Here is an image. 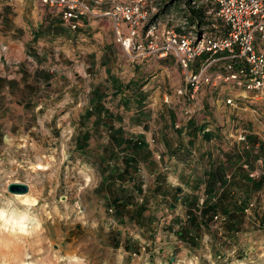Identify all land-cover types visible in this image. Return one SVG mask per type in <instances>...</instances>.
<instances>
[{"label": "rangeland", "instance_id": "1", "mask_svg": "<svg viewBox=\"0 0 264 264\" xmlns=\"http://www.w3.org/2000/svg\"><path fill=\"white\" fill-rule=\"evenodd\" d=\"M186 1L150 0L148 7L151 21H158L160 27L174 29H178L182 23L186 29H192V26L200 31L216 32L219 29L213 14H208L211 6L200 0H193L194 3L189 0L190 5L202 6L205 15L201 17L202 21L190 23L188 19L191 12ZM6 2L9 3L5 4ZM23 4L26 5L24 0L0 1V15L3 7L8 8L4 11L5 14L0 16V42H11L15 40L13 37L21 41H24L23 38L26 41L28 38V41L70 38L71 33L54 35L49 34L47 28L45 30L50 10L33 13L30 8L28 12H19ZM104 19L100 17L85 22L80 32L74 33L79 42H73L69 53L60 52L56 43L51 45V54L46 55L42 51L37 54L38 58H32L30 55V60L26 58L0 63V88L3 90L9 86L5 92L12 97L10 100H4L5 102L13 104L14 97L24 102L23 99L30 95L34 96V100L42 97L41 101H37L46 106V110L42 111L40 108L36 111L38 117H44L45 120L40 127L41 132L32 129L27 133L30 140L13 136L17 126L5 134L6 123L19 122L26 130L25 125H31L32 118L35 122L38 121V117L32 115L33 113L30 118L24 117L23 114L17 115L19 111L13 107L16 113L7 112L0 116V210L4 212L2 214L0 211V264H169L172 257L174 259L170 264H264V188L251 194L249 203L253 202L254 206L249 208L248 203L244 212L236 215L235 222L233 221L235 224L231 229L225 228L229 219L228 214L222 212L221 206V202L228 205L227 208L231 204L238 205L239 200L244 197L243 192L239 190L240 183L245 180L241 177L246 174L249 176L251 171L240 174L237 178L239 180L233 179L229 173L208 171L205 184L209 182L213 187L211 191L204 189V192L195 189L203 182L202 179L197 181V178H189L190 185H196L194 189L189 188L196 192L197 199L192 205H188L187 212L175 214L162 209L161 213H157L159 221L154 224L157 229L153 238L145 232L134 231L135 227L128 225V231L132 233L131 238L135 236L132 241L129 240V252L121 249L118 253L117 250L104 248L112 247L116 238L111 240V225L101 227V222L97 223L102 219L98 214H94L92 206L98 200L102 201L97 202L98 205H105L109 202L105 195L108 194L112 200V196L118 198L121 191L116 180H112L113 174L108 177L111 183H102L108 161H116L115 157L99 154V158H104L97 160L92 151L96 145L101 144L115 148L123 142V136L119 132L113 135L104 133L92 138L87 135L88 140L83 139L91 148L83 150L82 146L78 147V141L72 136L76 131H83L84 123L88 128L90 121L98 118L101 113L112 117L115 114L124 117V127H129L134 124L130 120L132 115L139 113L135 126L145 131L148 139L154 138L150 145L160 153L168 146V142L180 140L178 130L181 131L182 126L175 128V122L182 125V122L187 123L188 120L194 119L197 123L196 129L198 127L195 142H201V148H204L207 154H211L210 150L213 149L218 154L221 153L222 157L228 154V144L236 137V129H239V132L251 130L253 127L257 129V124L264 126V120L257 114L251 119L254 116L250 117L246 111L233 109L224 103L236 90L225 83L214 88L202 86L196 93L192 116H183L182 110L191 106V103L187 96L177 93L178 90L184 89V79L175 59L171 56L162 59L150 55L148 58H135L131 61L115 42L111 25L102 22ZM6 29H9L8 34ZM11 29L17 34L9 32ZM256 42L261 44L259 39ZM51 67L55 68L52 71L56 75V90L50 79ZM35 72L45 80L40 93L29 88L26 91L24 84L14 85L15 91L9 90L14 87L9 85V82L15 80L22 83V80L30 78ZM64 74L73 82L69 89H64ZM59 80L62 84H59ZM50 94L54 103L47 107L51 101L46 100V97L48 99ZM82 101H85L84 107L76 106L77 102ZM237 101L240 107L247 106L255 110L264 104L240 97ZM218 107L222 110H216ZM176 114L179 119L175 121ZM81 116H85L86 121L80 122L78 117ZM49 117L51 119L46 121ZM53 118L57 119L53 121ZM28 119V122L23 123ZM70 119L75 123L73 129ZM205 126L209 129V139L205 138L201 131ZM69 132L73 134L71 137ZM253 135L257 137V134ZM238 142L240 145L241 142ZM245 146L242 148L246 151ZM184 154L182 157H186L187 153ZM203 168L207 167L203 164ZM259 175L249 177L254 179ZM11 182H23L29 186L28 192L25 193L27 201L8 192L7 184ZM233 187L240 192L234 194ZM128 189L132 190L130 187ZM113 190L114 193L110 194ZM225 191L228 200L226 197L219 199L218 196ZM34 199L36 203L32 204L31 200ZM172 201H175L174 198ZM204 204H216L218 210H215L209 223L195 230L189 225V214L199 216V210ZM104 212L112 215V212L102 208L101 216L107 217ZM9 214L17 216L16 218L25 216L27 233L12 232L10 227L4 224V217ZM216 214L220 215L221 221L213 219ZM119 215L122 216L121 213ZM180 230L189 231L192 239H182L178 234ZM116 235L118 242L126 237L121 233V228ZM143 240L144 243H149L145 250H137V245L132 248L133 244ZM151 240L156 242L153 247ZM157 247L162 251H154L148 256L149 251ZM132 253L136 255L133 256Z\"/></svg>", "mask_w": 264, "mask_h": 264}, {"label": "crops", "instance_id": "2", "mask_svg": "<svg viewBox=\"0 0 264 264\" xmlns=\"http://www.w3.org/2000/svg\"><path fill=\"white\" fill-rule=\"evenodd\" d=\"M15 1L19 2V0ZM24 2L26 5L23 4L22 9H19V12H28L30 8L33 13H35L36 11H41V13H43L44 11L49 12L48 8H44L41 5L40 0H24ZM8 3L9 2H6L5 4ZM7 9V7H3V10H1V17L5 14L4 11ZM49 13L50 14L47 15L48 20H46V25L44 26L45 30L47 28L49 30V34L51 33L54 35L71 33L70 38L56 39V41L52 39L28 41L29 38L26 41L23 38L24 41H21L12 36L15 40L11 42H0V63L4 61H21L26 58L29 60L32 58H38L39 56L37 54H41L42 51H44V54L47 55L50 53L49 50H52L50 49L52 47L51 45H54L56 43L58 44L56 46L57 49L61 50L60 52L69 53L72 48L70 46H72L73 42H79V38L75 37L74 33H79L82 26L77 30L72 31L64 23H62L61 19L57 15H54L51 12ZM89 21L90 20H88L87 22ZM102 22H104V24L106 23L110 25L109 21L106 19L102 20ZM13 29H11V31L9 32L17 34V32ZM8 30L9 29H6L5 31L7 34ZM38 45H41V47H38ZM43 45L45 47H50L44 48ZM53 54L55 55L56 53L54 52ZM30 55L32 56V58ZM54 69V67H51L49 69L51 73L49 74L50 79L53 83V88L56 90V75L55 73H53L54 71H52ZM44 81L45 80L43 79V77H41L38 72H35L33 75H31L30 78L22 80V83L20 81L17 82L15 80H12L8 84L13 86H23L24 84L26 91L27 88H29L35 89L38 93H40V88L42 87V84H44ZM58 82L59 84H62L60 80ZM63 82L64 89H69L73 85V82H71V79L67 78L66 74H64L63 76ZM6 88H9V86H6L5 89ZM5 89L2 90V88H0V116L4 113L7 114V112L16 113L13 111L12 107L19 111V113H16L17 115L23 114L24 117L28 118H30L29 116L32 113V115L38 117L36 111L40 108L42 111L46 110V106H42V102L39 103L42 97L38 98L37 100L39 101H37L34 100V96L27 95V97L23 99L24 102L15 97L13 104L5 102L4 100H10L12 98L11 96L6 94ZM9 90L15 91V86L11 87V89ZM54 95L56 96L57 93H55ZM48 97V99L46 97V100H49L51 102L47 104V107L49 104L54 103L52 102V94H50ZM84 104L85 101L77 102L76 106L79 107L81 105V107H84ZM217 109L222 110V108L219 107L216 108V110ZM245 109L246 110H241L246 111V113L250 115V117L254 116L251 119L255 118V114H257L264 120V105L256 110L255 108L248 107H246ZM79 110L82 114V108H80ZM113 115L114 117L106 116L105 114L101 113L98 118L92 119V121H90V125L88 126V128H86V125L84 123L83 131L81 133L76 131L73 135L69 132L70 137L71 135H73L72 138L78 141V147L82 146L83 150L91 148L90 145H87V143L84 142L86 141L84 139L87 138V135L92 138L98 137L100 136V134L104 133L113 135L116 132H119V134L123 136V139H121L123 142L115 148H111L107 144H101L100 146L96 145L94 147V151H92L94 152L93 154L97 156V160L104 158V156L112 158L115 157L116 161H108L109 165H107L104 170V180L102 183H104V185H108V183H111L108 177L113 174L114 177L112 180H116V183L119 186V190L121 191L118 198H115L116 196L114 197L113 195L112 200L110 199L108 194L105 195L107 200H109V202H106L105 205H98V203H102L101 200H98L96 201V204L92 206V208L94 209V214H98L102 219V221L98 220L97 223L100 224L101 222V227H104L105 225H111V231L109 233L111 240L115 238L118 239L116 233L117 231H120V228L121 233L126 236L125 239L120 240V242L115 239L113 241L112 247L106 246L104 247L105 249L117 250L118 253H120L121 249L124 250V252H129V240L132 241L135 236L131 238L132 233L128 231V225L135 227V229H133L134 231L138 230L141 232H145L146 235H150L153 238L154 235H156L155 230L157 229V226H155L154 224H157V222L159 221L157 220V213H161L162 209L163 211H169V213L174 212L175 214L178 212H180L181 214L187 212L188 205H192L193 201L197 199V197H195L196 192H193L189 188L191 187L194 189L196 185L194 184L191 186V181L189 180V178H193V180L197 178L198 181L202 179L203 182H200L199 186H196L195 189H198L200 192H204L206 185L205 179L207 178L208 171L210 173H214L217 171H219L221 174L229 173V175H231L233 179H237L240 174H246L248 173V171H251L253 173L255 172L257 174H262L264 172V126H261L256 122L255 123L257 124V129L253 127V129L251 130H244L247 135V140L243 143L241 142L240 145L242 146L239 145L238 141H235L234 137L233 140L228 144V154L226 155V157H222L221 153L218 154V152L213 149L210 150L211 154H207L204 148H201V142H195V136L198 135V131L192 132V130H190V124H187L186 122L183 123L181 120H179L182 122V127L180 129L181 131L178 130V134L181 136L180 140L173 143L168 142V146H165V149L158 153L155 148L150 145V143L154 141V138L148 139L147 133L141 130L139 126H135L137 117L140 116L139 113H137L136 115H132L133 117L130 120L133 121L134 124L132 123V126L129 127H124V117H122L121 115ZM43 118L38 117V121L36 122L32 118V124L25 125L26 130L23 129L21 123L16 121H8L6 123L7 129L4 132H6L5 134H7L10 129L17 126L15 132L16 134L13 136L15 138L17 137L18 139L30 140L27 133L32 129L41 132L40 127H42V123L45 120ZM50 119L51 118L49 117V119L46 121H49ZM56 119L57 118H53V121H55ZM78 119H80V122L86 121L85 116L78 117ZM178 119L179 115L176 114L175 121ZM29 120L30 119H28L27 121H23V123H26ZM204 121H206V119ZM70 122H72L73 124V129L75 124L74 120L70 119ZM191 122H195L194 125L197 126V123L196 121H194V119L191 120ZM255 123L253 122V124ZM1 130L2 128H0V131ZM238 130L239 129H236L235 133L238 132ZM253 134H257V137H255V135ZM185 136H187V138H185ZM142 141H144L145 143H143ZM233 142H235L234 144L236 145H234ZM259 144H261V147H259ZM244 146L246 148V151L242 148ZM97 147L99 149H97ZM184 153H187L186 157H182L185 155ZM99 154H103L104 156L99 158ZM203 164L204 167L207 168H203ZM96 166H98L97 163ZM112 184L114 183L112 182ZM128 187H130L132 190L128 189ZM233 188L235 189V192H233L234 194L240 192L235 187ZM114 190L111 191L110 194H113ZM172 198H174V202L172 201ZM102 208L104 209V211L106 210L112 212V215L104 212L107 217L103 215L101 216ZM139 211L140 213L137 214ZM120 213L122 214V216L119 215ZM151 243L152 247L154 246V244H156V242L153 240H151ZM136 245L138 246L137 250L141 251L145 250L146 247L149 246V243H144L143 240L137 242L136 244H133L132 248H135ZM165 248L167 249L168 247ZM154 251L159 252L162 251V249L160 247L154 248L149 251L148 256H151ZM118 256L121 257L123 255Z\"/></svg>", "mask_w": 264, "mask_h": 264}, {"label": "built area", "instance_id": "3", "mask_svg": "<svg viewBox=\"0 0 264 264\" xmlns=\"http://www.w3.org/2000/svg\"><path fill=\"white\" fill-rule=\"evenodd\" d=\"M149 2L40 0L72 31L88 20L100 17L108 20L115 42L131 61L150 55L173 57L184 79V89L177 93L187 96L191 103L182 110L183 116H192L196 93L202 86L214 88L223 83L232 86L231 89H236L234 95L230 94L224 103L233 109L246 110L247 106L238 105L239 97L264 103V0H200L211 6L208 14H213L218 22L216 32L195 30L194 26L186 29L183 23L178 29L160 27L158 21H151ZM180 126V122H175V128ZM202 129L209 131L206 126ZM246 136L244 130L239 131L235 141L245 142ZM255 175L249 173L250 177ZM248 205L251 208L254 203ZM213 219L221 221L219 214Z\"/></svg>", "mask_w": 264, "mask_h": 264}, {"label": "trees", "instance_id": "4", "mask_svg": "<svg viewBox=\"0 0 264 264\" xmlns=\"http://www.w3.org/2000/svg\"><path fill=\"white\" fill-rule=\"evenodd\" d=\"M186 2L189 6V11L191 12L188 21L190 23H194L195 21H198V20L202 21L201 17L205 15V10L203 9V7L199 5L198 7H193L192 5H190L189 0H187ZM187 124H190V130H193L192 132H196V130H198L196 129L194 123L191 122V119L188 120ZM202 130L203 129L201 128V131ZM203 136L208 139L210 138V134L207 131L203 132ZM87 140H88V137H87ZM259 147H261V144H259ZM241 178L245 180L240 183L239 190L243 192L244 197L239 200L238 205L231 204V206L227 208L228 205H226L225 203L222 204L221 202V206H223L222 212L228 214V219H229L225 223V228H230V229L232 228L233 224H235L234 220L236 219V215L244 212V209L249 203L251 194L254 193L255 191H258L264 188V172L254 179L250 178L248 174L242 176ZM212 187H213L212 184H209L208 182L205 185V190L211 191ZM226 195H227V191L221 192L220 196L218 197L219 199L226 197V199L228 200L227 198L228 196ZM215 210H218V208L216 209V204H204V206H202L201 209L199 210V214H200L199 216L195 215L194 213L189 214V217H188L189 225L195 230L200 229L201 227L209 223L211 216L213 215ZM140 211L137 214H139ZM178 234L182 239H185V237L187 239L188 238L192 239L190 237V232L187 230L186 231L180 230L178 231Z\"/></svg>", "mask_w": 264, "mask_h": 264}, {"label": "bare ground", "instance_id": "5", "mask_svg": "<svg viewBox=\"0 0 264 264\" xmlns=\"http://www.w3.org/2000/svg\"><path fill=\"white\" fill-rule=\"evenodd\" d=\"M15 196L16 197L20 196L23 201H27V194H17ZM31 201L33 202L32 204L36 203L35 199L31 200ZM0 211H1L2 214H4V212L2 210H0ZM19 214H21V213H19ZM16 217L14 215H12V214L11 215L9 214L8 217L5 216L4 219H3L4 220V224L8 225L12 232H15V233H18V232L19 233H27V227H26L25 219H24L25 216L21 215V216H18V218H16Z\"/></svg>", "mask_w": 264, "mask_h": 264}, {"label": "water", "instance_id": "6", "mask_svg": "<svg viewBox=\"0 0 264 264\" xmlns=\"http://www.w3.org/2000/svg\"><path fill=\"white\" fill-rule=\"evenodd\" d=\"M8 192L17 195V194H25L29 190V186L23 182H11L7 184ZM174 257L170 258V263L173 261ZM169 263V264H170ZM168 264V263H164Z\"/></svg>", "mask_w": 264, "mask_h": 264}]
</instances>
